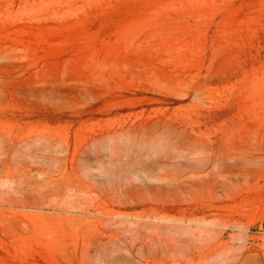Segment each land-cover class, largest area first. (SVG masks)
Instances as JSON below:
<instances>
[{"label":"rangeland","instance_id":"rangeland-1","mask_svg":"<svg viewBox=\"0 0 264 264\" xmlns=\"http://www.w3.org/2000/svg\"><path fill=\"white\" fill-rule=\"evenodd\" d=\"M0 264H264V0H0Z\"/></svg>","mask_w":264,"mask_h":264}]
</instances>
